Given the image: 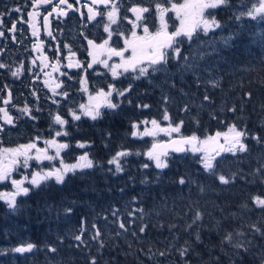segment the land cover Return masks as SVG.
Returning a JSON list of instances; mask_svg holds the SVG:
<instances>
[{"label": "trees", "instance_id": "1", "mask_svg": "<svg viewBox=\"0 0 264 264\" xmlns=\"http://www.w3.org/2000/svg\"><path fill=\"white\" fill-rule=\"evenodd\" d=\"M230 2L234 7L212 10L223 28L209 36L200 33L192 41L193 44L199 42L201 47L213 48L207 66L210 72H196L200 77L199 87L193 72L181 73L177 67L169 74L178 72L179 75L166 81L170 86L168 95L172 98L167 105L162 97L168 90L162 87L161 91H156L147 85L137 93L140 91L142 96L148 97L142 102L151 105L148 109H139L136 107L138 102L129 105L127 101L116 111L110 110L97 120L81 115V119L68 128V135L60 138L70 145L62 160L70 164L88 152L89 157L97 162L96 166L67 173L62 184L49 180L38 188H30L27 196L16 198L18 207L15 211L0 200V264H88L90 256H95L98 264H183L176 249L185 240L190 241L194 249L188 257L189 264H232L233 261L235 264H260L264 239L259 236L253 238L247 225L256 223L264 227V213L251 200L256 194L264 196V183H261L264 176L256 172L264 164V127H261L264 123V21L244 18L237 22L232 18L233 11L241 0ZM243 3L247 4L248 0H243ZM9 10L3 7L0 13H9ZM229 35H234V38L230 46L225 47L220 38ZM6 42L10 44L9 40ZM11 46L18 49L12 43ZM208 80L218 81V86L212 87ZM205 93L211 97V102L203 100ZM246 93H251V97ZM20 96L30 101L32 114L39 118L42 103L37 87L25 86ZM185 105H188L187 111L182 110ZM24 106L21 104L19 107ZM233 106L236 111H228ZM165 107L173 124L184 121L181 136L195 134L204 139L216 132H226L229 125L235 123L259 135L262 143L257 144L248 138L245 141L247 152L235 155L221 152L216 157L218 173L226 177L237 173L229 185H221L215 177L208 176L198 163L200 154L190 151L183 157L170 156L169 167L158 170L144 155L150 149L148 142L131 136V124L144 118L159 119ZM30 125L12 139L0 135V146L25 145L37 137L45 140L53 137L49 125L48 131L41 135L34 133L39 131L38 126ZM70 128L74 134L77 131V135L74 136ZM31 130L34 132H29ZM77 141L88 144L83 149L78 148ZM122 149L132 155L124 158V170L114 174V166L109 165L108 160ZM144 163L151 166L144 169L141 167ZM181 176L190 182L179 184ZM145 179L149 182L142 183ZM6 185L0 183V191H5ZM198 185H205V192L201 193ZM244 204L248 208L242 207ZM66 208H71L72 212L66 213ZM141 208L144 210L143 219L139 211H134ZM196 208L204 213L203 220L199 222L202 238L199 244L193 235L197 231L196 226L184 231ZM129 212L133 215L129 216ZM216 221H220L219 230L214 227ZM120 222L128 225L127 232L119 228ZM94 224L96 228H93ZM143 224L148 225L146 233L139 232ZM170 225L176 227L170 230ZM82 227V238L86 244L73 239L74 235L81 234ZM234 229L244 231L253 241L250 251L239 257L233 254L232 248L227 245L222 248L220 244L224 232ZM97 230L105 244L102 249L98 241L91 238ZM118 231L120 236H116ZM133 231L137 233L136 237L132 236ZM28 243L35 246L31 252L11 251ZM49 246L57 251L50 252ZM160 251L167 254L160 256Z\"/></svg>", "mask_w": 264, "mask_h": 264}, {"label": "snow or ice", "instance_id": "2", "mask_svg": "<svg viewBox=\"0 0 264 264\" xmlns=\"http://www.w3.org/2000/svg\"><path fill=\"white\" fill-rule=\"evenodd\" d=\"M52 0H33V8L38 9L42 4H51ZM155 2V10L157 13V17L159 19V29L155 32H150L149 27L145 21L147 17L144 15L145 13H150V7H144L140 5H133L132 7L128 8V11L131 12L134 16V19H131L127 16H124L123 19H126L128 23L132 25V32H131V39L127 36L124 37L125 48L121 50H117L115 48L107 47L109 44V39H111L113 32L116 31L112 28V25H119V21L121 19L120 12H121V3L120 0H91V5H100L103 4L105 9L107 10V23L104 24V31L108 33V39H105L102 44L97 45L94 43L93 40L88 39V45L93 49V51H89V56L92 57V63L88 64V68H92L93 64L100 63L105 68H108L111 72L113 79H116L118 76L122 75V73H127L129 71L136 73L133 79H140L141 77L148 78L152 73L166 71V65L170 62L171 59L176 60L177 65L179 66V71L182 73L192 71L193 75L196 76L197 86L199 87L200 84V77L194 71L195 65L190 63V57L185 56L182 53L180 44L183 43L184 38L187 39L189 42L193 41L194 39L198 38L200 33L202 32L205 36H209L210 33H214L218 29L223 28V24L216 18L214 11L219 8H229L234 7L230 0H185L184 3H175L173 0H154ZM77 4L81 3V0H76ZM60 5H67L68 9H73V4L68 3V0H59ZM170 5V7L166 6ZM78 10V9H74ZM88 10V20L93 21L96 17L104 16V12L99 11L97 8L92 6H87ZM9 11H16L20 12V8L11 9ZM172 11L176 14V17L180 20V27L177 28L174 32H168V24L166 22V14ZM53 12H58L59 15H65V11L57 7L53 8ZM38 12H30L28 13L30 18H34L38 15ZM4 13H0V16H3ZM51 15V13L49 14ZM237 22L242 21L244 18L251 19L253 21H264V0H248V3H241L238 6H235L233 11V17ZM45 20V29H47V21L48 16L44 17ZM3 22L0 21V24ZM33 27V36L37 35L38 30L35 28V25H31ZM138 27L143 28V35H137L136 29ZM10 32L16 31V23L14 22L12 28L9 29ZM119 35H123V33H117ZM4 32L0 31V36H3ZM48 35L51 36V32H48ZM83 35V34H82ZM86 38V37H85ZM234 35L223 36L220 38V43L223 44L225 47L230 46V41H232ZM87 39V38H86ZM264 39V36H262ZM65 47H68L65 45ZM110 56H118L121 59L119 64H112L109 65L108 60L100 59V53L105 50ZM131 50V55L125 57L124 52L127 50ZM70 55L75 56L74 52H71L69 49ZM204 53L200 54V58H204ZM181 59L184 61L180 63ZM81 67V64L77 62L75 65L69 64L68 67ZM7 66L3 63H0V69L6 68ZM53 69L56 70V66L53 65ZM122 70V71H121ZM21 72L20 68H17L15 71L11 72L13 77H18ZM71 78V77H69ZM86 79L81 80V85L84 88V91H87V88L84 87L86 85ZM208 84L212 87L218 86V81L216 80H208ZM59 87V85H57ZM172 87H175V84H172ZM132 89V84L130 83L127 88H117L113 84L108 85L107 91L104 89H100L96 92L94 96H89V104H81L80 105V114L76 111L70 109L69 114L71 115L73 120L79 121L81 119V115L88 116L92 120H97L102 117L103 113L101 111L102 108H107L112 111H116L120 108L122 101L120 102H113V94L116 97L120 98H127L130 94ZM182 91V90H181ZM54 94H56L54 92ZM65 97H67V93H61ZM35 95V92L33 93ZM248 97H251V93H246ZM11 99V93H8V98L4 100V104H8ZM162 100L165 105L171 102L172 98L165 94L162 97ZM204 101L211 102V97L205 93L203 97ZM53 103H58L57 101H53ZM129 105L133 102L131 99H128ZM136 107L139 109H148L151 107L149 104L138 103ZM264 108V105H262ZM183 111L188 110V105H185ZM22 116L28 117L29 119L35 120L37 117L32 115V110L28 105H25L23 108L19 109ZM39 111V109H37ZM228 111L235 112L236 108L233 106L229 108ZM0 120H3L5 124L13 125L15 124V120L12 115L9 114L6 108L0 107ZM215 118V117H213ZM170 116L168 114V110L165 107L163 120L170 121ZM52 121L54 124L63 126L68 123V121L63 118L60 114H55L52 116ZM140 123L147 124L148 121H141ZM140 123L132 122L131 128V136H144V135H152L156 134L155 131H150L145 128L144 131H140ZM184 121H180L175 126H172L169 123L167 128H161L159 122L156 119L151 120V124L154 129H158L159 131L165 132L169 136L171 133H179L181 126L183 125ZM261 127H264V123L261 124ZM3 126L0 125V131H3ZM68 132L58 130L56 131V136H66ZM110 135V134H109ZM224 137V145H220L218 149L212 148L209 149L210 144H216L219 141V138ZM251 138L257 142V144L262 143V138L254 133H250L246 126L243 128L238 127L237 124L233 123L229 125L227 133L216 132L215 136H207L205 139H200L197 135L193 134L191 136H181L178 140L171 141V151L178 152V153H187L192 152L193 154L201 153L198 163H200L203 167L205 173L208 174L210 177H215L221 185H229L234 182V179L237 176V173H232L231 176L226 177L224 174H220L217 172V163L215 162L216 157L220 156L221 152H231L234 155L236 153H245L247 152L248 146L246 144V140ZM39 139V137H37ZM44 143L48 147H55L56 155L51 156L48 154L47 149H40L34 142H30L25 145H20L17 148H6L0 150V182H4L7 180H11L13 185V191L11 192H3L0 193V200L5 201L8 208L15 211L18 207L17 197L18 196H27L31 189L29 187L24 186V180H16L12 178V172L15 170L17 165L28 168L29 164L28 161L30 159H35L37 162L41 160H53L60 156V152L63 149L69 148L70 145L67 143H59L54 138L45 140ZM88 142H80L77 141L76 146L78 148H85ZM227 145V146H225ZM169 145L168 144H157L153 143L151 149L144 153L147 156L148 160L154 163V166L158 170H164L169 167V157L170 152L168 151ZM35 150L36 155L33 156L31 153ZM132 155V153L126 149L119 150L113 155L109 160L108 164L114 166V174L120 173L124 170L123 167V160L124 158ZM136 155H141V153H136ZM97 162L89 157L88 152H84L77 158V162L73 164H66L61 160V164L59 168H52L48 171H44L43 169L39 171H34L31 175V178L28 179V183L32 185L33 188H38L44 184H46L49 180L54 179L57 184H62L65 181V176L69 172H76L78 169H91L95 167ZM151 165L148 163H144L141 165L142 168L147 169ZM264 164H261L258 169H256L257 173H260L264 176ZM112 171V169H110ZM159 176V173L157 174ZM243 178V177H241ZM27 179V178H25ZM142 183H148L147 179L142 180ZM190 181L187 180L184 176H181L178 180V183L184 185L189 183ZM192 183H195L192 181ZM261 183H264V179H261ZM199 190L201 193L205 192L206 186L205 185H198ZM136 198L133 197V200ZM252 204L260 209L262 213H264V196L259 194L253 195L251 197ZM242 207L248 208L247 204H244ZM134 211H139L141 213V219H143L144 210L135 209ZM66 213H71V208L65 209ZM113 215H116V212L113 211ZM133 212H129V216H132ZM204 213L199 209L196 208L195 214L192 217L190 223L186 224L184 231L188 232L194 226H196L197 231L193 234L195 238V242L197 244L202 243L201 234L199 231L200 224L203 220ZM129 224L132 221L128 222ZM83 224V221H82ZM220 221H216L215 228L217 230L220 229ZM175 225H170V230L175 228ZM247 227L250 229L253 238L259 236L261 239H264V227L252 223L248 224ZM93 228H96V225H93ZM119 228L124 230L125 232L128 231V225L124 222L119 223ZM148 228L147 224H143L139 228L140 233H146ZM81 234L74 235L73 239L79 244H86L87 241L83 240L82 233L84 232V228H81ZM133 237L137 236V233L133 231ZM121 232H117L116 236H120ZM101 237V232L99 230L95 231L92 235V239L98 241L99 248H104L105 244ZM252 240L247 238V234L240 230L234 229L232 231H225L224 234L221 236L220 244L223 246L227 245L228 247L233 249V254L239 257L242 253L247 254L252 246ZM172 245H169L171 247ZM35 246L31 243H28L25 246H20L12 249L11 251L16 253H28L33 250ZM48 250L50 252L55 253L57 249L55 247L49 246ZM192 243L188 240H185L184 244L176 249L179 257L181 258L183 264H189L188 257L193 252ZM99 251V249H98ZM151 248H149V252H151ZM160 256H165L167 253L165 251H160L158 253ZM151 258V257H150ZM260 264H264V252L261 253L260 257ZM88 264H98L97 258L95 256H90ZM232 264H235L233 261Z\"/></svg>", "mask_w": 264, "mask_h": 264}, {"label": "flooded vegetation", "instance_id": "3", "mask_svg": "<svg viewBox=\"0 0 264 264\" xmlns=\"http://www.w3.org/2000/svg\"><path fill=\"white\" fill-rule=\"evenodd\" d=\"M173 2L176 3L177 1L173 0ZM68 3L73 4V9H68L67 5H60L59 0H52L51 4H42L38 9L33 8V0L0 1V9L3 7L21 9L20 12H4V15L0 16V21L3 22L0 24V31L4 32V35L0 36V63L7 66L0 69V107L6 108L10 115L17 118L13 125L5 124L3 120H0V125L4 129L0 131V135L12 139L15 134H21L23 128H30V124L38 126L39 131L34 132L31 130L29 132L41 135L45 133V130L48 131L47 125H49V127H52L50 131H52L53 135V125L56 126V124L53 123L52 116L57 113L68 121L63 126V129L60 128L58 130H66L68 132V128L72 127L76 122L69 114V110L72 109L80 114V105H87L90 102L89 96H94L100 89L107 91L109 84H113L120 89L127 88L130 83L132 84L131 92L127 98H118L113 94V102L122 101L121 105L127 102L128 99L138 103L147 101L148 97L142 96L141 92L137 93V91L147 85L153 88L156 82L160 84L164 82L161 89L164 87L168 90L164 94L168 95L170 93V86L166 82L169 79L166 78L170 72L179 67L174 59H171L168 65H166V71L152 73L148 78L141 77L140 79H133L136 73L131 71L122 73V75L113 79L110 70L100 63L93 64L92 68H88V64L92 61L88 53L89 51H93V49L88 45L87 40L91 39L95 44L100 45L105 39H108V33L104 31V24L107 23V10L103 4L91 5V0H81L80 4H77L76 0H68ZM120 3L121 19L119 25H112V28L116 31L113 32L107 46L117 50L125 48V36L129 39L132 38V25L126 19H123V17L127 16L134 19L133 14L128 11V8L134 4L150 7L151 12L144 14L147 17L145 23H147L150 32H155L159 29V19L155 10L154 0H120ZM57 5L65 11V15L53 12V8L57 7ZM87 6H92L104 12V16L98 15L95 20L89 21ZM166 6L170 7V5ZM30 12H38L39 14L30 20L28 15ZM50 13L51 15H49ZM45 16H48L47 29H45ZM14 22L16 23V31L10 32L9 29L12 28ZM166 22L168 24L167 31L174 32L179 18L176 17L174 12L169 11L166 14ZM31 25H35V28L38 30L36 36L32 34L34 29ZM48 32H51V36L48 35ZM136 32L140 36L144 34L142 27H138ZM117 33H123V35ZM179 39H183V43L180 44L183 55H188L189 49L193 44L192 41L189 42L184 38ZM6 40H9L10 44ZM11 43L17 46L18 49H14ZM65 45L68 47H65ZM193 45L199 46V42ZM185 48L186 52H184ZM69 49L75 53V56L70 55ZM124 55L125 57L130 56L131 50L125 51ZM99 58L108 60L109 65L121 62L118 56L109 57L106 49L100 53ZM77 62L81 64V67H68L70 63L75 65ZM53 65L56 66V70L53 69ZM17 68H20L21 72L18 77H13L11 72ZM82 78L87 81L84 86L87 88V91H84L81 85ZM25 86L37 87V94L42 103L40 117L35 120L22 116L20 111H17L21 109L19 107L21 104L28 105L32 110L30 101H25L26 99H22L20 96L21 89ZM156 91L161 90L156 89ZM9 92L11 93L10 102L4 104V100L8 98ZM64 92L68 94L67 97L61 94ZM53 101H57L58 103H53ZM101 111L104 115L110 109L102 108ZM48 113L50 114L47 115ZM34 116L36 117V115ZM82 116L89 118L88 116ZM153 119L144 118L136 121L137 123L148 121L147 124L140 123L139 130L141 132L145 128L156 132L154 136L144 135L134 137L137 140L148 142L149 148L152 147L153 143L175 137L174 135L168 137L165 132L154 129L151 124V120ZM156 120L159 122L161 128H167L169 123L172 126L176 125L171 122V119L170 121L163 120V115ZM73 131L71 129L72 134H74ZM75 135H77V131ZM177 136H181L180 132ZM40 141V138H35L33 142L37 145ZM18 146L20 145L6 148H17Z\"/></svg>", "mask_w": 264, "mask_h": 264}, {"label": "rangeland", "instance_id": "4", "mask_svg": "<svg viewBox=\"0 0 264 264\" xmlns=\"http://www.w3.org/2000/svg\"><path fill=\"white\" fill-rule=\"evenodd\" d=\"M177 1L176 3H184L185 0H175ZM31 20V18H30ZM180 27V20L178 22V24H176V28H179ZM202 33V32H201ZM212 44H214L213 42H211ZM213 48L212 47H201V45L199 46H196V45H193L192 44V47H190L189 49V53L188 55H185V56H189L191 59H190V63H193L195 65V68H194V71L197 72L198 70H205L206 73H209L210 70L207 68V66L210 64L209 61H210V57L209 55H212L213 54ZM201 53H204L206 55H204V58L201 59L200 58V54ZM184 61L181 59L180 63H183ZM179 69V67H178ZM182 73V72H181ZM188 74H192V71H189V72H186ZM168 75H171V74H168ZM177 75H179L178 72L174 73V75H171V76H168L166 79H172L174 77H176ZM198 75V73H197ZM173 80V79H172ZM164 82H162L161 84L159 82H156L154 85H153V89L156 90H161V85H163ZM169 84V83H168ZM157 100V99H156ZM89 104V103H88ZM80 109V108H79ZM168 127V126H167ZM53 128H54V134H53V137L51 139H55L56 141H58L59 143H64L60 140L61 136H56V130L60 129L61 126L59 125H53ZM228 130L226 132H223V133H227ZM52 134V133H51ZM168 135V134H167ZM177 136L178 133H171V136L168 135V137H172V136ZM215 136V135H214ZM205 139V138H204ZM41 141L37 144V147L40 148V149H47V152L49 155L51 156H55L56 155V149L55 147H48L44 141L45 139H40ZM47 140V139H46ZM49 140V139H48ZM156 141V139H155ZM220 145H224V137L221 136L219 138V141L218 143L216 144H210L208 147L209 149L211 150L212 148H216L218 149ZM227 146V145H226ZM2 149H6V147H3V146H0V150ZM151 149V148H150ZM66 149H63L61 152H60V156L53 159V160H41L39 162H37L35 159H30L28 161V164H29V167L28 168H24V167H21L19 165H17L15 167V170L12 172V178L13 179H16V180H24V186L25 187H29V188H33L31 184L28 183V179L31 178V175L34 171H39L41 169H43L44 171H48L49 169H52V168H59L60 167V164H61V160H62V155L64 154ZM192 153V152H191ZM2 154V153H0ZM33 156L36 155L35 153V150L32 151L31 153ZM197 154V153H196ZM201 155V153H199ZM77 161L75 162H72L70 164H73V163H76ZM44 165V166H43ZM41 166V168L39 167ZM39 168V169H38ZM27 178V179H25ZM54 180V179H52ZM55 181V180H54ZM2 184H7L6 187L7 189L2 190L0 191V193H3V192H11L13 191V185L11 183V180H7V181H4V182H0ZM3 203H5V201L1 200Z\"/></svg>", "mask_w": 264, "mask_h": 264}, {"label": "water", "instance_id": "5", "mask_svg": "<svg viewBox=\"0 0 264 264\" xmlns=\"http://www.w3.org/2000/svg\"><path fill=\"white\" fill-rule=\"evenodd\" d=\"M91 50V49H90ZM92 58V57H91ZM92 63V61H91ZM180 137H174L168 141H163V142H160L158 144H168L169 145V148H168V151L170 152V155H173V156H176V157H182L185 155V153H178V152H172L171 151V141L172 140H178Z\"/></svg>", "mask_w": 264, "mask_h": 264}, {"label": "bare ground", "instance_id": "6", "mask_svg": "<svg viewBox=\"0 0 264 264\" xmlns=\"http://www.w3.org/2000/svg\"><path fill=\"white\" fill-rule=\"evenodd\" d=\"M39 108V107H38ZM157 115V114H156Z\"/></svg>", "mask_w": 264, "mask_h": 264}]
</instances>
